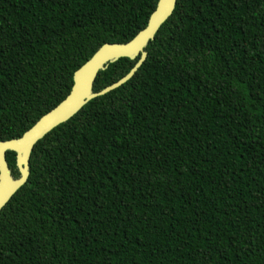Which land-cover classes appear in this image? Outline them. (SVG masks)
<instances>
[{
  "label": "trees",
  "instance_id": "obj_1",
  "mask_svg": "<svg viewBox=\"0 0 264 264\" xmlns=\"http://www.w3.org/2000/svg\"><path fill=\"white\" fill-rule=\"evenodd\" d=\"M157 1L0 0V141ZM145 51L34 145L0 211V264H264V0H177Z\"/></svg>",
  "mask_w": 264,
  "mask_h": 264
},
{
  "label": "water",
  "instance_id": "obj_2",
  "mask_svg": "<svg viewBox=\"0 0 264 264\" xmlns=\"http://www.w3.org/2000/svg\"><path fill=\"white\" fill-rule=\"evenodd\" d=\"M177 0H158L146 26L129 41L104 43L73 74L68 94L55 107L43 114L18 138L0 141V211L12 195L29 177V160L34 145L59 124L73 117L88 101L114 90L133 77L147 57L145 47L154 39L159 27L172 14ZM136 59L132 68L120 79L102 90L94 91L98 71L120 58ZM15 153L18 178H13L6 161V153Z\"/></svg>",
  "mask_w": 264,
  "mask_h": 264
}]
</instances>
